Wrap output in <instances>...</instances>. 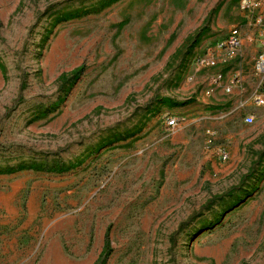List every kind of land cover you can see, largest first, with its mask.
I'll return each mask as SVG.
<instances>
[{
	"label": "rangeland",
	"instance_id": "rangeland-1",
	"mask_svg": "<svg viewBox=\"0 0 264 264\" xmlns=\"http://www.w3.org/2000/svg\"><path fill=\"white\" fill-rule=\"evenodd\" d=\"M105 1L0 0V264H264L254 15ZM234 26L207 95L195 57Z\"/></svg>",
	"mask_w": 264,
	"mask_h": 264
},
{
	"label": "built area",
	"instance_id": "built-area-1",
	"mask_svg": "<svg viewBox=\"0 0 264 264\" xmlns=\"http://www.w3.org/2000/svg\"><path fill=\"white\" fill-rule=\"evenodd\" d=\"M239 9L243 15L253 16L255 27H259L260 46L263 52L254 65V73L258 78V84L252 94V101L257 108H264V16L260 15L264 11L263 0H240ZM243 47L242 28L234 26L228 35L221 41H217L211 48L206 50L203 57H196L194 62L199 69L217 70L209 80V86L206 91L207 95L214 93L217 89H222L226 94L231 93V87L223 85L225 74L223 69L228 68L234 60L241 56ZM238 73L235 74L232 83H238ZM246 124H252L253 118L247 116ZM168 128H174L175 119L166 122Z\"/></svg>",
	"mask_w": 264,
	"mask_h": 264
},
{
	"label": "trees",
	"instance_id": "trees-1",
	"mask_svg": "<svg viewBox=\"0 0 264 264\" xmlns=\"http://www.w3.org/2000/svg\"><path fill=\"white\" fill-rule=\"evenodd\" d=\"M118 1H120V0H106L104 4H100L98 11H101V10L105 9V8L109 7L110 5H112V4H114V3L118 2ZM81 14L84 15V14H88V13H81ZM79 15L80 14H78V13H73V14L70 15L69 18L70 19L71 18H76ZM182 106H183V104H179V103H171L170 104V107H172V108H178V107H182ZM257 157H258L259 162L262 161V159L264 158V150H263V152L257 154Z\"/></svg>",
	"mask_w": 264,
	"mask_h": 264
},
{
	"label": "crops",
	"instance_id": "crops-1",
	"mask_svg": "<svg viewBox=\"0 0 264 264\" xmlns=\"http://www.w3.org/2000/svg\"><path fill=\"white\" fill-rule=\"evenodd\" d=\"M260 45V44H259Z\"/></svg>",
	"mask_w": 264,
	"mask_h": 264
}]
</instances>
